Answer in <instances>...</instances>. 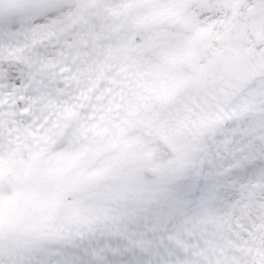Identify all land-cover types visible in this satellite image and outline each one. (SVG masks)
<instances>
[{
  "label": "snow or ice",
  "instance_id": "1",
  "mask_svg": "<svg viewBox=\"0 0 264 264\" xmlns=\"http://www.w3.org/2000/svg\"><path fill=\"white\" fill-rule=\"evenodd\" d=\"M0 264H264V0H0Z\"/></svg>",
  "mask_w": 264,
  "mask_h": 264
}]
</instances>
